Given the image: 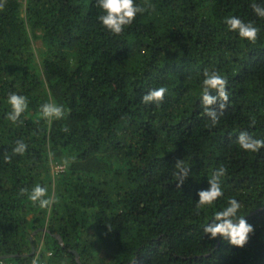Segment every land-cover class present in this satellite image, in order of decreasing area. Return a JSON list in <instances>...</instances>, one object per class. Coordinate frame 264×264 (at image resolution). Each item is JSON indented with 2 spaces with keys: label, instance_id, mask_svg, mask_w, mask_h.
<instances>
[{
  "label": "trees",
  "instance_id": "obj_1",
  "mask_svg": "<svg viewBox=\"0 0 264 264\" xmlns=\"http://www.w3.org/2000/svg\"><path fill=\"white\" fill-rule=\"evenodd\" d=\"M150 2L154 10L113 35L97 20L96 0H0V258L264 264V148L236 142L240 131L264 139V18L253 0ZM233 15L260 29L255 43L228 29L224 17ZM205 69L228 80L229 106L215 126L200 102ZM159 86L168 89L163 103L144 104ZM10 92L28 100L15 124L6 119ZM49 101L64 106L63 119L41 117ZM18 139L26 152L5 162ZM65 158H74L67 168ZM177 160L191 166L181 188ZM220 166L224 196L197 216V192ZM36 183L58 201L51 211L20 194ZM233 196L254 226L243 248L202 231Z\"/></svg>",
  "mask_w": 264,
  "mask_h": 264
},
{
  "label": "clouds",
  "instance_id": "obj_2",
  "mask_svg": "<svg viewBox=\"0 0 264 264\" xmlns=\"http://www.w3.org/2000/svg\"><path fill=\"white\" fill-rule=\"evenodd\" d=\"M95 6L100 10L97 20L113 35H120L126 27L131 26L138 14H143L147 9L154 10L155 8L150 0H144L143 5L138 4L137 0H96ZM250 7L258 17L264 18V4L256 3L253 0ZM3 9L4 3H0V10ZM224 23L230 31L237 33L242 39L255 43L258 38L260 29L253 22H245L240 17L233 15L224 17ZM202 75L200 102L204 107V114L210 118L211 125L215 126L219 122V115L223 114L229 106L228 80L217 70L205 69ZM213 90L216 91V95H210ZM167 92L168 89L164 86L152 88L142 96V102L159 107L163 103ZM7 103L10 105L11 110L6 114V119L15 124L20 121L21 116L28 109V100L23 95L10 92L7 95ZM39 111L41 117L48 120L49 123L53 119L59 120L66 116L64 106L57 104L55 101L43 103ZM254 125L255 120L253 119L250 121V126ZM63 131L68 132L69 129L65 127ZM236 142L242 150L247 152L257 153L261 148H264V139L255 138L247 131H240ZM27 147L25 141L16 140L15 146L11 149V155L5 152L3 160L10 163L12 156L23 155ZM53 155L49 151L50 162ZM71 162H74V158L72 160L65 158L62 166L67 168ZM175 169L174 177L177 181V188H181L190 176L191 166H186L183 160H177ZM226 174L227 169L220 166L208 178L209 187L198 190L199 199L195 203V214L197 216L200 215V210L213 208L216 201L224 196L221 177ZM20 194H26L33 205L49 211L58 202L54 195H48V187L42 186L40 183L34 184L31 189L21 188ZM241 208L242 204L236 197H228L225 206L215 210L209 220L210 222L208 221L202 225L203 235L207 234L209 239H215L219 236L231 246L243 248L249 242L251 234L254 233V226L245 219V215L239 214ZM31 264H41L39 254L33 256Z\"/></svg>",
  "mask_w": 264,
  "mask_h": 264
},
{
  "label": "built area",
  "instance_id": "obj_3",
  "mask_svg": "<svg viewBox=\"0 0 264 264\" xmlns=\"http://www.w3.org/2000/svg\"><path fill=\"white\" fill-rule=\"evenodd\" d=\"M0 264H31V263L16 262V261H13V260H7V259L0 258ZM41 264H46V263H41Z\"/></svg>",
  "mask_w": 264,
  "mask_h": 264
},
{
  "label": "rangeland",
  "instance_id": "obj_4",
  "mask_svg": "<svg viewBox=\"0 0 264 264\" xmlns=\"http://www.w3.org/2000/svg\"><path fill=\"white\" fill-rule=\"evenodd\" d=\"M37 242H38V247H37L38 249H37V251H39L40 249L43 248V246H42V245H43V239H42V238H41V239H37ZM35 249H36V248H35ZM37 251H36V252H37ZM37 254H39V252H38ZM37 254H36V255H37Z\"/></svg>",
  "mask_w": 264,
  "mask_h": 264
},
{
  "label": "water",
  "instance_id": "obj_5",
  "mask_svg": "<svg viewBox=\"0 0 264 264\" xmlns=\"http://www.w3.org/2000/svg\"><path fill=\"white\" fill-rule=\"evenodd\" d=\"M35 252V248L33 249V252L32 253H34ZM31 253V254H32ZM29 255V254H28ZM15 256H17V254L15 255V254H11V255H5V256H2V257H4V258H12V257H15Z\"/></svg>",
  "mask_w": 264,
  "mask_h": 264
}]
</instances>
